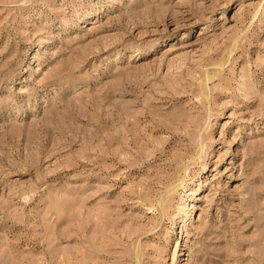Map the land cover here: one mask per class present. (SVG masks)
Returning a JSON list of instances; mask_svg holds the SVG:
<instances>
[{
	"label": "rangeland",
	"instance_id": "obj_1",
	"mask_svg": "<svg viewBox=\"0 0 264 264\" xmlns=\"http://www.w3.org/2000/svg\"><path fill=\"white\" fill-rule=\"evenodd\" d=\"M0 264H264V0H0Z\"/></svg>",
	"mask_w": 264,
	"mask_h": 264
},
{
	"label": "bare ground",
	"instance_id": "obj_2",
	"mask_svg": "<svg viewBox=\"0 0 264 264\" xmlns=\"http://www.w3.org/2000/svg\"><path fill=\"white\" fill-rule=\"evenodd\" d=\"M110 120V119H109ZM114 121V120H113ZM104 124V123H103ZM126 143V142H125Z\"/></svg>",
	"mask_w": 264,
	"mask_h": 264
}]
</instances>
